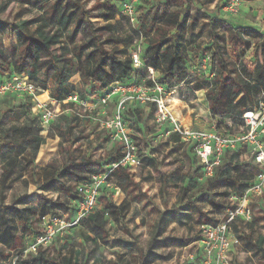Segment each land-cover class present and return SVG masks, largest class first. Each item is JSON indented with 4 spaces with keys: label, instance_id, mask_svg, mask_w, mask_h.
I'll list each match as a JSON object with an SVG mask.
<instances>
[{
    "label": "trees",
    "instance_id": "obj_1",
    "mask_svg": "<svg viewBox=\"0 0 264 264\" xmlns=\"http://www.w3.org/2000/svg\"><path fill=\"white\" fill-rule=\"evenodd\" d=\"M3 1L8 3H3L0 6V14L6 11L8 4L12 2L29 7L25 10L26 12H31L29 9H35L40 14L36 16L34 22L37 26L33 30H30L32 22L28 20H20L9 25L11 34L17 33V44H12L8 52L0 49V85L16 75L27 76L31 81L36 79L41 85V88L38 86L40 89L38 96L49 91V86H54V90L50 94L51 97L61 104L63 111H75L74 103H64L73 95H77L79 100L85 101L89 92L99 97L108 93L116 82L119 84H151L150 80L146 81L143 74L138 75L135 79L129 77L132 70L131 62L126 61L125 58L134 42L133 38L117 37L108 40L109 36L102 37L100 34L111 29L109 25L111 21L121 19L130 21L121 13L122 5L130 0L122 1L118 8L111 1H104L102 4L104 9L97 18L103 19L105 25L99 28L94 26L89 12L81 8L79 0ZM170 1L172 0H166L163 8L147 14L138 28V34L143 33L145 38L144 57L148 58L146 62L150 63L160 73L159 82L171 91L173 84L169 80L170 77H175L177 80L184 79L189 75L188 68L195 65L196 57L200 61L209 55L213 65L210 76L212 79L204 80L198 85V88L212 89L211 92L206 91V97L212 101L213 105L209 111L210 115L230 119L233 125L229 130L232 131L247 111L257 107L261 91L264 90V34L234 27L223 20H216L209 24H202V28L209 27L208 31L213 42L210 47L203 48L204 45L199 44L201 36L196 34L198 19L192 20L180 13H171L166 6ZM213 1L208 0L209 3ZM78 9L80 14L77 18ZM64 20L71 24V27L66 31L59 24ZM78 36L83 37V40L78 42L76 40ZM108 43H112L115 48L108 50L105 47ZM251 46L255 48V51L250 54ZM189 51L192 53L191 57L187 55ZM77 73H79L82 87H77L71 82ZM254 75L255 83H253ZM0 105H4L2 109L0 108L1 213L5 209H10L4 205L6 192L18 179L14 178L16 171L25 170L24 155L29 151L31 158L35 160L42 146L47 143L48 137L43 132L44 127L39 116L32 111L36 106V101L32 97L25 95L22 98H17L16 95L7 94L0 99ZM135 105L137 104L127 105L124 112V120L127 123L130 120L128 117L130 114L133 117L136 116ZM148 108L150 117H154L155 108L152 106ZM69 115L61 114L50 128L53 135L63 139V143H70L75 129L80 132V137L76 139L78 142L85 133V130L80 128L81 125L91 122L90 116L79 118ZM138 115L140 114L137 113ZM95 125L99 129V124ZM129 126L133 127V125ZM136 128L140 129L137 126ZM85 138L89 141V137L86 136ZM97 139H100V135H97ZM169 142L177 145L179 138L173 136ZM63 143L59 147V152L64 163L61 166L57 159L51 162V169L46 168L45 170V186L42 189L44 193H59L75 199V186H72V183L78 184L86 180L87 176L85 175L100 173L105 164L94 165L86 158H81L78 161L64 148ZM243 151L244 149L240 152H228L224 156L222 164L215 169L213 177L204 180L206 187L225 186L228 189L227 195L229 197L233 193L243 194L249 189L254 183L257 169L253 165L240 164L239 156ZM120 157L121 147H112L106 162L116 161ZM113 175L124 192H128L135 185L133 175L123 169H116ZM202 176L203 171L199 162L194 172H188L182 176H173L176 188L179 190L178 202L179 205L182 204L180 209L188 211L193 207L192 202L185 203L184 197L190 191L187 186L196 188L198 181H200L199 178ZM167 183L165 176H163L160 189L162 194L165 192ZM68 205V201H54L42 194L39 197L38 206L29 208V210L32 213H37L40 222L44 216L68 210ZM128 210L129 206L126 203L119 206L113 203H109L107 206L103 205L101 210L90 215L79 227L84 226L86 230L85 239L95 247H99L101 243H107L105 232L108 221H119V218L125 216ZM177 219L179 216L175 212L168 211L162 214L155 225V233L152 235L147 252L141 257L140 264L154 263L159 257L156 253L157 248L188 247V240L163 237L168 226ZM20 221L21 229L24 230L28 223L34 220L21 217ZM210 222L213 223L209 224L212 226H216L218 223L215 220H210ZM258 222L257 218H253L248 228H243V236H240L239 239L249 243V253L264 257V234H259L255 242L247 239L254 232ZM205 225L208 224L202 226ZM3 235L4 233H0V244L3 246L0 247V264H6L9 260L8 253L15 251L20 243L19 240H21V238L16 237L17 242L15 238L13 242L9 243ZM65 239H70V236L67 235ZM61 248L67 249L68 246L65 244ZM80 255L81 253L77 252L74 260L69 256L62 257L60 253L55 257L40 248L36 255L26 259H18L14 264H78ZM99 262L111 264L106 262L103 257Z\"/></svg>",
    "mask_w": 264,
    "mask_h": 264
},
{
    "label": "rangeland",
    "instance_id": "obj_2",
    "mask_svg": "<svg viewBox=\"0 0 264 264\" xmlns=\"http://www.w3.org/2000/svg\"><path fill=\"white\" fill-rule=\"evenodd\" d=\"M104 1H111L118 8L124 0H79L81 8L92 16V22L96 28L105 25L103 19L97 18L98 14L104 9L102 7ZM261 2H264V0H261ZM3 3L8 2L0 0V6ZM254 3L255 1L251 0H214L211 3L208 0H172L166 6L171 13H180L182 16H187V18H191L192 20L194 18L198 19L196 34L201 36L199 44L204 45L203 48H207L213 42L208 31L209 27L205 26L202 28V24H209L216 20H223L234 27L254 30L264 34V13L260 9L255 8L253 6ZM165 4L166 0H139L137 4L139 6L136 9L135 28H130L126 31V25L131 24L130 21L123 19L114 20L115 23L113 21L109 22L111 29L103 31L100 34L102 37L109 36L108 40L117 37L136 39L140 36L138 28L145 19V16L155 12L159 8H163ZM28 8L27 6H21L18 3L12 2L8 4L7 10L0 14V49L3 51L8 52L12 44H17V33L11 34L9 25L20 20H28L32 22L30 30L36 28L37 24L34 21L40 12L35 9H29L31 12H26L25 10ZM77 11L78 18L80 14L79 9ZM59 24L64 31L71 27V24L67 20ZM76 40L80 42L83 40V37L78 36ZM252 46L249 49L250 54L252 51H255V48ZM105 47L108 50L115 48L112 43L106 44ZM206 64L205 75L210 77L213 65L211 64L209 55L200 59L198 64L195 63V66H197L195 70L204 69ZM33 82L41 88L38 80L33 79ZM71 82L76 84L77 87H82L78 76L73 77ZM255 82L254 75L253 83ZM53 90L54 86H49V95ZM47 98V94L40 96V100L42 101L47 100ZM50 99L56 100L52 97ZM97 99V95L89 92L85 100L87 101V106L81 103L74 107V113L70 111L66 114L79 118L82 116H92L96 113L93 105L97 102ZM116 101L117 98L113 97L110 105L111 108L115 107ZM171 106L175 107V110H181V112L185 110V117L190 115L188 123L192 124L191 127L193 129L210 131L213 128H218L222 130L226 129L229 124H232L225 122L226 119L230 120L227 117H212L207 109L198 114L195 104L189 105L185 100L175 96V94L172 96ZM3 107L4 105H0L1 109ZM134 107V110L140 115L137 116L136 113L137 117H133L130 114L128 116L130 119L128 124L133 125L132 129L136 135L135 139L144 153L140 168L131 173L135 185L128 192L123 191V195L119 198L108 195L102 196L100 200L102 206H107L109 203L117 206L126 203L129 206L128 213L120 217L119 221H108L105 232L106 244L101 243L99 247H95V245L85 239L86 230L84 226H80L64 234H59L54 242L43 250H46L55 257L60 253L62 257L69 256L73 260L76 258V253L80 252L78 264H101L99 262L101 257L111 264H140L142 255L147 252L150 246L152 235L155 233L156 223L160 220L163 213L170 211L175 212L179 216V219L168 226L163 237L185 239L189 241V245L186 248H157L156 253L159 257L152 264H202L205 253L203 247H200L203 235L201 226L213 224L210 220H215L218 222L217 224L225 220L226 209L229 204L228 189L225 186L207 188L205 185L206 180L198 181L196 188H191L188 185L187 187L190 188V191L184 199L185 203L192 202L193 207L188 211L180 209L182 204L179 205L178 202L179 190L176 188L173 176H182L188 172H194L196 166H198V161L187 148L178 146L169 142V140L161 139L164 136L160 132L159 127L155 125L154 118L150 117L149 108L139 104ZM206 116L210 117V119H205ZM136 126L140 129L138 130ZM80 128L85 130V133L78 142L76 139L80 137V132L77 129H75L70 143H63L62 138L53 135L49 131L44 133L48 137L47 143L42 146L35 160L31 158L29 151L24 155L25 170L22 172L16 171L14 178L18 179L6 192L4 205L10 207V209H5L0 213V233H4V239L11 243L16 237L21 238L18 248L8 253L9 260L6 264H14L18 259H26L29 256H33L30 253H26V251L35 235L42 228L37 213H32L29 208H36L39 204L40 195L44 194L42 188L45 186L46 168H50V164L54 159H57L61 166L63 165V157L59 152V147L62 143L70 155L78 161L81 158H86L94 165L103 163L105 165L102 167V170L108 164L106 159H108L110 150H112V144L109 143L111 142L110 136L107 133H102L98 129V126L92 122L82 124ZM232 130L237 131V126L233 127ZM97 135H100V139H97ZM86 136L89 137V141L86 140ZM157 141L159 142L157 143ZM144 148L149 150L148 153L143 151ZM182 149L185 150L182 152ZM160 157H163V159H160ZM149 169L150 171H148ZM145 171H148L147 175H144ZM163 176H165L168 183L166 184L165 192L162 194L160 189ZM72 186H75V184L72 183ZM157 199L164 204L163 208L156 204ZM172 201H175L172 207H168V203ZM205 208L208 210L205 211ZM252 211L253 218H257L259 222L256 224L251 236L246 237L255 242L259 234H264V197L262 199L253 198ZM21 217L32 218L34 221L28 223L27 228L23 230L21 229ZM141 228L144 231H139ZM232 231L239 240V244H235L230 250L228 263L264 264V257L249 253V243H246V240L242 241L239 239L240 236H243V228L234 224ZM137 232H139V235L133 238ZM67 235L70 236L68 240L65 239ZM125 237L128 238L125 239ZM141 237H144V239L141 240ZM17 238L16 242L18 241ZM65 244H67L68 248L62 249L61 247ZM0 247L3 246L0 244ZM7 252H9L8 249Z\"/></svg>",
    "mask_w": 264,
    "mask_h": 264
},
{
    "label": "built area",
    "instance_id": "obj_3",
    "mask_svg": "<svg viewBox=\"0 0 264 264\" xmlns=\"http://www.w3.org/2000/svg\"><path fill=\"white\" fill-rule=\"evenodd\" d=\"M139 0H130L122 5L121 13L132 22L136 21V6ZM137 71H140L137 69ZM160 88L157 89L151 82L150 85H138L135 83L119 84L116 82L108 93L98 97L93 105L96 114L90 116L93 124H99V130L106 132L110 136L112 147H121V157L109 162L104 170L98 174L87 176V179L75 184L74 192L76 198L64 196L63 194L47 192V197L54 201H68V210L58 211L44 216L40 220L42 230L36 234L33 242L26 253L36 255L40 248H47L54 242L59 234H64L79 225L102 209L101 197L111 195L119 198L123 191L117 184L113 175L116 169H123L129 173L135 172L142 164L143 152L135 139L133 129L124 120V112L127 105L139 104L145 107L155 108L154 123L159 127L160 132L166 140L173 136L179 138L178 145L190 150L202 167L203 176L200 181L207 180L214 175V171L222 164L224 156L228 152H240V164L253 165L257 169L254 183L243 194H231L228 198L229 204L226 209L225 220L216 226H202V239L200 247H203L205 258L202 264H229L228 254L235 244H239L232 231L234 224L247 229L252 223L253 198L262 199L264 197V168L260 166L261 162H256L264 149L255 150L257 144H264V96L260 97L259 103L254 110L247 111L237 125V131H230L233 124H229L226 129L219 130L213 128L210 131L193 129L191 126H185L174 114L171 108V99L169 91L164 84L159 82ZM39 87L27 76H14L0 85V99L7 94L16 95L22 98L27 95L36 101L33 113L38 115L44 133L49 132L52 124L63 113H69L73 110L63 111L61 104L53 99L40 101L38 92ZM117 98L114 108H111V100ZM156 97L157 99H153ZM71 102L75 106L85 104L87 101L79 100L77 95L68 98L64 103ZM75 110V109H74ZM74 112V111H73ZM117 117L120 120L117 121ZM232 123V122H231ZM117 124L119 127H117ZM129 129L131 131H129ZM203 133L209 138L205 140L203 136L196 135ZM126 141V142H125ZM131 146V147H130ZM200 147L199 155L195 154L197 147ZM136 161L135 163L131 161ZM128 161L127 163H122ZM34 249V251H30Z\"/></svg>",
    "mask_w": 264,
    "mask_h": 264
},
{
    "label": "clouds",
    "instance_id": "obj_4",
    "mask_svg": "<svg viewBox=\"0 0 264 264\" xmlns=\"http://www.w3.org/2000/svg\"><path fill=\"white\" fill-rule=\"evenodd\" d=\"M253 6L257 9H260L262 13H264V2H261V0H255V3L253 4ZM113 23H115V21H113ZM135 27H136V22H135V19H133L131 24L126 25L125 30L127 31L128 29L135 28ZM144 43H145V38H144L143 33H141L138 38L134 39V42L132 43L131 47L128 50V56L125 59L126 61L131 62L132 70L129 73V77L132 79H135L138 77V75L143 74L146 77V81L150 80L153 83V85H155V87L159 89L160 84L157 82V78L160 75V73L157 72L156 69H154L150 63L146 62L148 58L144 57ZM187 55L188 57H191L192 56L191 51H189ZM198 61H199V58L196 57L197 64H198ZM206 67H207V64L205 65L204 69L195 70V65H193L192 67L188 68L189 75L186 76L184 79L177 80V78L175 77L169 78L170 82L173 84L172 90L169 93V95L175 94V96L179 97L182 100H185L187 104L189 105L195 104L198 114L205 109L210 111L211 107L213 106L212 101L206 97V91L211 92L212 89L211 88H207V89L198 88V85L201 84L204 80L212 79V77H208L207 75H205ZM137 69L140 70L139 73L136 71ZM77 76H79V73H77ZM241 95H243V93H241ZM261 96H264V90L261 91ZM153 99H157V98L153 97ZM261 107L264 108V104H262ZM116 119L117 121H119L120 117H117ZM205 119H210V117L206 116ZM225 122L231 123V121L227 119L225 120ZM117 127H119L118 124H117ZM129 131L131 130L129 129ZM196 135L203 136L205 140L209 138L207 135L203 133H198ZM166 138L167 137H162L161 139H166ZM158 142L159 141H157V143ZM259 149H264V144H257L253 151L259 150ZM184 150L185 149H182L181 151L183 152ZM143 151L145 153H148L149 150L147 148H144ZM199 152H200V147L198 146L195 151V154L198 156ZM160 159H163V157H160ZM127 162L128 161H124L122 163H127ZM131 162L135 163L136 161L133 160ZM256 162H261L260 166L264 168V151H261L260 156L257 158V161H254V163ZM148 171H150V169ZM148 171H145L144 175H147ZM29 191H31V189H29ZM174 202L175 201L168 203L167 206L172 207ZM156 204H158L161 208L164 207V204H162L159 199L156 200ZM204 210L207 211L208 209L205 208ZM139 231H144V229L141 228ZM136 235H139V232L135 233L133 238H135ZM127 238L128 237H125V239ZM143 239L144 237H141V240ZM30 251H34V249H30Z\"/></svg>",
    "mask_w": 264,
    "mask_h": 264
},
{
    "label": "crops",
    "instance_id": "obj_5",
    "mask_svg": "<svg viewBox=\"0 0 264 264\" xmlns=\"http://www.w3.org/2000/svg\"><path fill=\"white\" fill-rule=\"evenodd\" d=\"M76 77V76H75ZM79 77V76H78ZM76 85V84H75ZM49 91H47V92H45V93H43L42 95H44V94H48L49 95V93H48ZM48 99H50L49 97L47 98V100ZM40 100V99H39ZM40 101H42V100H40ZM171 108H172V110H173V112H174V114H175V116L185 125V126H192V124L191 123H188L189 122V118H190V115L188 116V117H185L184 116V112H185V110L183 111V112H181V110H175L172 106H171ZM212 130V129H211ZM178 145V144H177Z\"/></svg>",
    "mask_w": 264,
    "mask_h": 264
},
{
    "label": "bare ground",
    "instance_id": "obj_6",
    "mask_svg": "<svg viewBox=\"0 0 264 264\" xmlns=\"http://www.w3.org/2000/svg\"><path fill=\"white\" fill-rule=\"evenodd\" d=\"M40 96H41V95H40ZM40 96H39V99H40ZM47 97H49V98H50L51 96L47 94Z\"/></svg>",
    "mask_w": 264,
    "mask_h": 264
}]
</instances>
